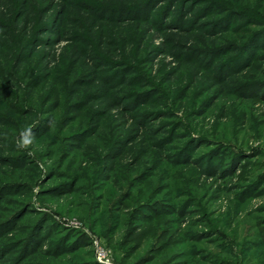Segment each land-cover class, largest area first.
Returning <instances> with one entry per match:
<instances>
[{
    "label": "rangeland",
    "instance_id": "obj_1",
    "mask_svg": "<svg viewBox=\"0 0 264 264\" xmlns=\"http://www.w3.org/2000/svg\"><path fill=\"white\" fill-rule=\"evenodd\" d=\"M264 0H0V264H264Z\"/></svg>",
    "mask_w": 264,
    "mask_h": 264
},
{
    "label": "trees",
    "instance_id": "obj_2",
    "mask_svg": "<svg viewBox=\"0 0 264 264\" xmlns=\"http://www.w3.org/2000/svg\"><path fill=\"white\" fill-rule=\"evenodd\" d=\"M263 240H264V234H263Z\"/></svg>",
    "mask_w": 264,
    "mask_h": 264
}]
</instances>
